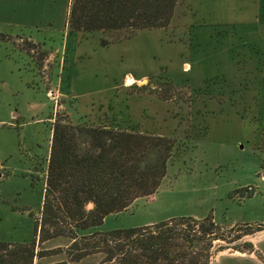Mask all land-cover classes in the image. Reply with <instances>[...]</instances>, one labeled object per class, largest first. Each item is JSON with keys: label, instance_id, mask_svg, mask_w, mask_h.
<instances>
[{"label": "rangeland", "instance_id": "1", "mask_svg": "<svg viewBox=\"0 0 264 264\" xmlns=\"http://www.w3.org/2000/svg\"><path fill=\"white\" fill-rule=\"evenodd\" d=\"M69 4L41 0L28 24L0 17V241L34 242L32 264H99L71 261L70 241L41 242L34 224L54 124L113 125L173 147L156 192L96 230L212 214L253 247L209 264H264V0H178L167 27L107 46L106 32H69Z\"/></svg>", "mask_w": 264, "mask_h": 264}, {"label": "trees", "instance_id": "2", "mask_svg": "<svg viewBox=\"0 0 264 264\" xmlns=\"http://www.w3.org/2000/svg\"><path fill=\"white\" fill-rule=\"evenodd\" d=\"M177 1L70 0L66 23L70 33L110 34L111 38L101 39L107 46L142 30L167 27ZM172 147L164 137L113 125L56 122L35 235L38 231L41 242L66 237L70 243L65 252L71 261L101 254L99 264H209L213 250H250V242L237 243L238 237L225 234L212 214L95 229L107 215L156 192ZM247 234L250 232L243 233ZM35 255L34 242L0 241V264H32Z\"/></svg>", "mask_w": 264, "mask_h": 264}, {"label": "crops", "instance_id": "3", "mask_svg": "<svg viewBox=\"0 0 264 264\" xmlns=\"http://www.w3.org/2000/svg\"><path fill=\"white\" fill-rule=\"evenodd\" d=\"M50 0H45V3ZM41 6V0H0V17L13 23H27Z\"/></svg>", "mask_w": 264, "mask_h": 264}, {"label": "bare ground", "instance_id": "4", "mask_svg": "<svg viewBox=\"0 0 264 264\" xmlns=\"http://www.w3.org/2000/svg\"><path fill=\"white\" fill-rule=\"evenodd\" d=\"M131 79L130 78H127V81H130Z\"/></svg>", "mask_w": 264, "mask_h": 264}, {"label": "water", "instance_id": "5", "mask_svg": "<svg viewBox=\"0 0 264 264\" xmlns=\"http://www.w3.org/2000/svg\"><path fill=\"white\" fill-rule=\"evenodd\" d=\"M144 81V79L143 80H139V82H143Z\"/></svg>", "mask_w": 264, "mask_h": 264}]
</instances>
